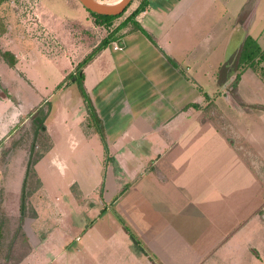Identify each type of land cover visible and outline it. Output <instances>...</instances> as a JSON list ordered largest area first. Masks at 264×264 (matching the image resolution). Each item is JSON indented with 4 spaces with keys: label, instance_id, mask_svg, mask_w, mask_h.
Masks as SVG:
<instances>
[{
    "label": "crops",
    "instance_id": "crops-1",
    "mask_svg": "<svg viewBox=\"0 0 264 264\" xmlns=\"http://www.w3.org/2000/svg\"><path fill=\"white\" fill-rule=\"evenodd\" d=\"M38 3L44 14V3ZM246 3L147 0L134 18L126 19L129 12L117 22L122 16L112 20L115 23L99 40L93 34L88 41L73 43L71 50L68 46L70 57L65 49L58 52L66 66L54 96L45 98L49 110L43 128L49 145L40 159L45 157L48 166H64L78 180L87 177L69 166L74 161L82 164L89 179H104L102 189L112 194L110 207L123 221L114 222L116 234L104 242L105 249L100 247L102 240L88 235L90 225L81 248L66 250L64 238L55 253L33 249L16 264H248L252 258L256 264L262 260L264 177L258 173L264 170V110L257 106L264 105V85L251 67L240 71L236 95L247 107L228 106L237 111L234 120L223 105L228 100L225 87L235 73L222 84L217 77L230 57L225 50L231 30L244 26L249 32L244 36L257 42L251 34L256 16L244 25ZM84 11L89 13L77 6L79 18L49 13L57 23L67 20L88 28L80 20ZM44 20H40L43 25ZM109 33V42L94 51ZM113 42L121 48L114 49ZM22 50L9 48L16 63L6 64L8 71L18 67L21 57L27 59ZM91 53L80 67L87 103L76 77L68 83L65 77ZM0 83L5 84L1 73ZM60 83L63 86L56 87ZM54 97L58 101H51ZM9 101L0 100V119L3 105L12 108ZM210 103L228 121L231 134L211 119ZM251 121L257 123L250 125ZM61 144L74 151L63 154ZM77 181L86 193L84 183ZM99 187L96 181L90 193ZM93 206L99 208L97 198ZM50 239L48 232L44 243Z\"/></svg>",
    "mask_w": 264,
    "mask_h": 264
},
{
    "label": "rangeland",
    "instance_id": "rangeland-1",
    "mask_svg": "<svg viewBox=\"0 0 264 264\" xmlns=\"http://www.w3.org/2000/svg\"><path fill=\"white\" fill-rule=\"evenodd\" d=\"M39 1L45 5L44 14L39 9ZM98 1L110 4L118 0ZM138 2L139 0H132L122 17L114 19L115 22L131 12ZM246 2L245 9L242 10V14L247 16L244 25L248 26V22L253 20V15L256 16L251 34L258 37V44L264 48V0ZM77 6L79 9H86L78 0H6L0 4V73L5 80V84L0 83V100L8 99L12 106L9 108L10 105L8 107L3 105L0 119V264H16L33 249L45 254L55 253L63 246L64 238L67 243L66 250L79 249V246L82 247V239H86L85 231L90 229V225H93V229L88 235L99 242L102 240L100 243L103 244L100 247L105 249L104 242L112 236L111 233L116 234L114 222L118 218L123 221L110 207L112 194L102 189L104 179L94 177L89 179L90 176L84 173L82 164H75L74 161L69 165L76 166L77 173H83L87 177L82 180H78L80 177L74 178L71 170H65L64 166L60 167L57 164L48 166L45 157L32 165L35 175L30 174L28 178L25 176L29 154L33 158L37 155L42 156L49 145L43 128L45 115L49 110L45 98L54 94V87L60 81V75L66 66L58 52L65 49L66 56L70 57L69 48L72 49L73 43L77 45L79 40L83 39L88 41L93 34L99 40L106 33L107 25H96L87 11H84L80 20L88 28L73 23L69 25L67 20L57 23L50 14L79 18ZM41 18H45V25L40 21ZM90 28L95 29L92 31ZM231 33V41L225 50L226 58L241 47L247 36L244 35L249 32H246V27L243 26L242 29L235 27ZM16 46L23 48L20 53H26L27 59L21 57L18 67H14L11 72L8 71L6 65L8 63L2 54L9 51L10 47L15 49ZM246 68L248 67H244ZM251 68L259 76V84L264 85V63L259 62ZM77 69L78 66H73L68 71L65 82L71 81V74H77ZM230 83L225 87L228 100L227 104L223 105V111L235 120V117L238 118L237 111L228 106H247L240 103L234 93L235 90L228 88ZM60 85L56 87L63 86ZM53 100L58 101L57 98L51 101ZM212 105L208 106L209 116L216 119L226 132L231 134L228 121L218 115ZM258 106L259 110H264L261 108L263 104ZM39 119L42 123H39ZM252 122L250 125L257 123ZM60 151L64 154L73 152L74 149L61 144ZM258 174L264 177V170L261 169ZM76 181L79 184L81 181L84 183L86 193L79 190ZM96 181L101 188L96 189L98 195L93 197L96 191L92 194L90 191ZM95 198L99 208L93 206ZM79 199L81 204L77 203ZM83 201L87 203L82 204ZM100 202L107 206L104 212H102L104 206L102 204L100 207ZM48 232L52 239L45 244L44 237ZM94 244L91 243L90 246L93 247ZM81 250L86 251L85 248ZM253 261L252 258L248 264H255ZM256 264H264V257L262 260L258 259Z\"/></svg>",
    "mask_w": 264,
    "mask_h": 264
},
{
    "label": "trees",
    "instance_id": "trees-1",
    "mask_svg": "<svg viewBox=\"0 0 264 264\" xmlns=\"http://www.w3.org/2000/svg\"><path fill=\"white\" fill-rule=\"evenodd\" d=\"M0 1H4V0H0ZM146 1L147 0H141L140 3L138 4V6L130 12V14L126 17V19L128 20V19L134 18L140 11H142L146 5ZM127 7L125 8V10L127 9ZM124 11L118 15H100V14H96V13L91 12V11H89V14L92 16L93 21L96 25L105 24V25L109 26L111 24L112 20L121 16L124 13ZM125 22H126V20H125ZM110 35H111V33H109L105 38H103L101 40V42L97 45V47L95 48L94 51L99 50L101 47L106 45L109 42V40L111 39ZM93 53H91L89 56H87L81 62L78 63V65H77L78 69L76 72L77 74H75V75L71 74V77L72 76L76 77V82H77L79 91L81 93V96L85 101H87V103H88V96H87L86 91H85L84 86H83V75L80 73V67L83 66L90 59V57ZM2 56H3V59L8 63L9 66L15 65L16 59L10 51L3 52ZM259 62L264 63V48H261L258 45V43L255 41L254 38L247 35L245 37V39L243 40L241 47L239 49H237L220 66L219 71H218V75H217L218 83L222 84L224 81H226L230 77V75L232 73H235V71H237L238 69L242 70L244 67H249V66L255 67V65L258 64ZM240 71L235 73V78L230 83V86H228V88H232L233 90H235V92H234L235 95H236V85H237L239 77H240ZM58 85H60V84H58ZM236 97H237V95H236ZM240 103L243 104V102H240ZM261 108L264 109V106H261ZM40 120L41 119H39V123H42V121H40ZM40 158H41V155H37L35 158H33L32 155L30 156V154H29L27 165H26V175H25V176H27V178L29 177L30 174L35 175V171L32 170V165L34 166V164ZM23 182H25V181H23ZM22 186H23V188H22V191H23L24 190V183Z\"/></svg>",
    "mask_w": 264,
    "mask_h": 264
},
{
    "label": "water",
    "instance_id": "water-1",
    "mask_svg": "<svg viewBox=\"0 0 264 264\" xmlns=\"http://www.w3.org/2000/svg\"><path fill=\"white\" fill-rule=\"evenodd\" d=\"M88 11L100 15H118L122 13L132 0H118L114 3H103L98 0H78ZM74 79V77H73Z\"/></svg>",
    "mask_w": 264,
    "mask_h": 264
},
{
    "label": "built area",
    "instance_id": "built-area-1",
    "mask_svg": "<svg viewBox=\"0 0 264 264\" xmlns=\"http://www.w3.org/2000/svg\"><path fill=\"white\" fill-rule=\"evenodd\" d=\"M113 48L114 49H120L121 47H120V44L118 43V42H113Z\"/></svg>",
    "mask_w": 264,
    "mask_h": 264
}]
</instances>
